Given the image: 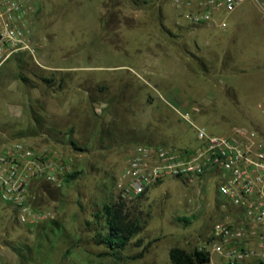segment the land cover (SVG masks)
Wrapping results in <instances>:
<instances>
[{
  "label": "rangeland",
  "instance_id": "obj_1",
  "mask_svg": "<svg viewBox=\"0 0 264 264\" xmlns=\"http://www.w3.org/2000/svg\"><path fill=\"white\" fill-rule=\"evenodd\" d=\"M35 1L36 54L0 72V147L24 142L78 176L34 184L33 205L54 217L33 226L0 198V264H170L173 247H207L213 224L235 217L210 176L167 178L128 200L144 228L119 259L103 255L95 212L117 199L136 144L197 147L182 114L209 135L264 140L263 14L245 2L221 30L189 24L193 0Z\"/></svg>",
  "mask_w": 264,
  "mask_h": 264
},
{
  "label": "built area",
  "instance_id": "obj_2",
  "mask_svg": "<svg viewBox=\"0 0 264 264\" xmlns=\"http://www.w3.org/2000/svg\"><path fill=\"white\" fill-rule=\"evenodd\" d=\"M245 2L264 16V0H193L185 19L191 26L215 24L224 30L228 23L220 16L233 13ZM37 11L35 0H0V71L17 53L35 56L40 43L33 29ZM181 117L194 128L197 147L136 144L116 181L118 196L131 200L167 178L202 182L210 176L217 181L219 196L235 207L233 219L225 217L213 224L204 248L210 259L217 254L226 264L264 263V140L243 128L226 136L209 135L188 114ZM67 173V165L44 152L24 142L9 143L0 149V198L14 209L22 225L50 220L52 211L33 205L30 186L43 182L60 188Z\"/></svg>",
  "mask_w": 264,
  "mask_h": 264
},
{
  "label": "trees",
  "instance_id": "obj_3",
  "mask_svg": "<svg viewBox=\"0 0 264 264\" xmlns=\"http://www.w3.org/2000/svg\"><path fill=\"white\" fill-rule=\"evenodd\" d=\"M71 144L77 148L76 144ZM78 172L67 173L64 176L65 184L74 180ZM146 193V192H145ZM145 193L139 195L140 198ZM13 209V208H12ZM14 212V209H13ZM97 220L103 219L104 230L96 233L98 245L104 246L103 255H109L119 259L120 252L130 244L133 238L143 231L144 223L137 217L133 211L130 201L123 200L119 196L112 202L105 203L95 212ZM188 224L190 220L182 219ZM170 264H209L210 255L204 248H195L188 252L179 247H173L169 250ZM264 264V263H260Z\"/></svg>",
  "mask_w": 264,
  "mask_h": 264
},
{
  "label": "crops",
  "instance_id": "obj_4",
  "mask_svg": "<svg viewBox=\"0 0 264 264\" xmlns=\"http://www.w3.org/2000/svg\"><path fill=\"white\" fill-rule=\"evenodd\" d=\"M19 59H20V57H19L18 59L15 60V63H16V61H19ZM15 63H13V64H15ZM13 64H10V63L7 62V63L2 67L1 71H5V70L10 69V68L13 66ZM55 70H58V69H55ZM1 71H0V72H1ZM4 146H5V145H2V146L0 147V149L4 148ZM39 183H40V182H39ZM41 183H43V182H41ZM34 184H35V183H32L31 186H30V191H31L32 193H35L34 190H33L34 187H35ZM252 262H253V261L250 260V261L247 262V264L252 263Z\"/></svg>",
  "mask_w": 264,
  "mask_h": 264
}]
</instances>
